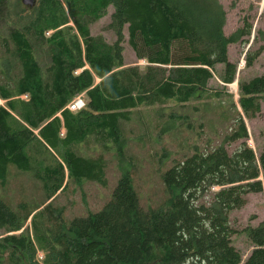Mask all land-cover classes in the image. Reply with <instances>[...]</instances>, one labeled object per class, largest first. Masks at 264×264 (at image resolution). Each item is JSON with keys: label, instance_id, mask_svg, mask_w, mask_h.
I'll return each mask as SVG.
<instances>
[{"label": "trees", "instance_id": "trees-1", "mask_svg": "<svg viewBox=\"0 0 264 264\" xmlns=\"http://www.w3.org/2000/svg\"><path fill=\"white\" fill-rule=\"evenodd\" d=\"M105 17L111 41L92 33ZM225 17L219 0H0V264H264V219L230 221L264 189V143L248 145L244 122L260 113L264 64L240 77L228 47L246 46L252 24L227 36ZM263 51L257 28L244 67ZM79 94L84 106L68 110ZM212 101L228 121L221 142L173 159L154 206L140 204L126 172L99 210L64 218L58 195L107 184L105 155L132 142L133 112L164 107L193 131L191 120L210 122ZM10 166L30 179L28 194L8 196Z\"/></svg>", "mask_w": 264, "mask_h": 264}, {"label": "rangeland", "instance_id": "rangeland-1", "mask_svg": "<svg viewBox=\"0 0 264 264\" xmlns=\"http://www.w3.org/2000/svg\"><path fill=\"white\" fill-rule=\"evenodd\" d=\"M219 2L226 14L223 27L225 35H230L244 21L252 24L251 36L246 46L242 47L241 43L229 45V60L237 63V72L240 71L239 75L243 79L261 73L264 51L250 67H244V53L251 44L254 29H264V15H262L264 0H219ZM107 20L108 18L105 17L94 23L92 33L101 32L108 41H111V35L102 31V26L107 23ZM123 57L126 64H134V55L126 44H124ZM137 63L142 65L144 61L140 60ZM233 83L235 87L229 84L226 88L236 100V80ZM217 107L216 102L212 101L209 110L205 111L204 114L206 118H209V123L204 122L199 125L198 121H190L195 126L194 132L186 130L182 125L179 126L177 121L168 117L169 110L164 107L144 106L138 109V112H133L131 114L133 127L130 130L132 131L130 133L132 142L121 148L122 156H118L114 151L105 155L107 184L100 186L93 181L83 180L80 185H71L68 190L58 195L56 203L65 208L64 218L70 220L73 217L85 216L88 212L99 210L109 199L117 179L126 172L131 175V185L140 204L143 207L154 206L164 195L161 173L171 165L173 159L190 154L193 144H197L202 149L209 142L212 145L221 142L222 133L228 121L217 116ZM244 122L249 136L247 143L257 152L264 143V96L261 100L260 113L256 118L250 121L244 120ZM9 172L13 175V180L9 179L10 184L14 183L16 188L10 187L8 196L18 198V190L27 194L32 190V183L28 177L21 176L20 172L12 166ZM262 219H264V189L260 193L248 195L246 205L230 213L231 224L237 228L247 223L255 225ZM241 237L234 239L233 243L246 255V247ZM37 257L38 259L41 257L39 259L41 260L42 253L38 252Z\"/></svg>", "mask_w": 264, "mask_h": 264}, {"label": "built area", "instance_id": "built-area-1", "mask_svg": "<svg viewBox=\"0 0 264 264\" xmlns=\"http://www.w3.org/2000/svg\"><path fill=\"white\" fill-rule=\"evenodd\" d=\"M83 106H84V98L82 94H79L78 96H76L71 100V102L66 106V108L73 112L80 109Z\"/></svg>", "mask_w": 264, "mask_h": 264}, {"label": "water", "instance_id": "water-1", "mask_svg": "<svg viewBox=\"0 0 264 264\" xmlns=\"http://www.w3.org/2000/svg\"><path fill=\"white\" fill-rule=\"evenodd\" d=\"M23 5H32L34 0H20Z\"/></svg>", "mask_w": 264, "mask_h": 264}, {"label": "bare ground", "instance_id": "bare-ground-1", "mask_svg": "<svg viewBox=\"0 0 264 264\" xmlns=\"http://www.w3.org/2000/svg\"><path fill=\"white\" fill-rule=\"evenodd\" d=\"M231 86H232V87H235V83H232Z\"/></svg>", "mask_w": 264, "mask_h": 264}]
</instances>
